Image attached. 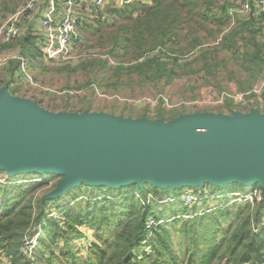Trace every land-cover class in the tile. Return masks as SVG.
<instances>
[{
  "label": "trees",
  "instance_id": "trees-1",
  "mask_svg": "<svg viewBox=\"0 0 264 264\" xmlns=\"http://www.w3.org/2000/svg\"><path fill=\"white\" fill-rule=\"evenodd\" d=\"M2 1L7 6L8 0ZM229 1L154 0L149 4L131 3L122 9L108 11L116 16L112 24L114 30L109 33L111 46L108 55L113 57L115 52H131L135 60L130 66L118 63L111 78L118 80L123 73H136L145 81L159 80L164 76L171 79L173 71L169 69L170 73L167 72V66H180L181 57L178 56L196 48L199 53L193 61H202L203 69L208 70L213 68L217 51L224 49L231 52L235 61L249 74V81L240 85V90L252 89L264 70V42L259 39L261 27H251L264 22V14L252 12L242 16L232 13L237 12L246 0H242L238 7ZM190 22L206 34L204 39L196 36L189 40L193 29ZM185 25H189L188 32L183 33ZM88 27L85 24L84 29L88 31ZM193 30L196 32L195 28ZM97 31L104 32L100 28ZM202 40H212L213 44ZM185 41L187 44L183 47ZM16 46L28 65L36 63L40 57L31 28H27L16 43L3 48ZM155 51L158 53L151 55ZM175 53L178 56H174ZM140 59L142 61L136 63ZM95 66L109 71L107 61L87 63L82 69L95 75ZM8 68L7 83L12 84L13 71L19 69L18 62L12 61ZM260 98L264 100V92ZM224 103L228 112L234 111L232 100L226 99ZM62 111L73 112L67 108ZM183 114L187 112L164 113L160 110L157 120L166 122ZM23 178L20 183H0V251L9 264H31L23 252V236H30L37 226L40 235L36 241L34 264H264V190L258 184L252 187L262 191L259 201L234 208L224 204L193 218L173 219L171 227L158 226L143 244L147 219L163 215L158 213L155 205L145 207L141 202L148 193L179 195L182 188L160 189L144 185L140 189L134 184L114 189L80 185L62 196L42 199L38 193L54 190L59 177L48 173H27ZM83 188L89 193L88 198L83 197L82 207L61 202L63 197L71 200L72 192H81ZM206 188L215 194L244 191L241 184L206 185L197 191L203 192ZM50 209L59 218L50 216ZM83 228L93 233V240L88 248L82 247L85 248L83 253H79L81 249H74L72 241L83 238ZM171 232L176 235V242Z\"/></svg>",
  "mask_w": 264,
  "mask_h": 264
},
{
  "label": "water",
  "instance_id": "water-1",
  "mask_svg": "<svg viewBox=\"0 0 264 264\" xmlns=\"http://www.w3.org/2000/svg\"><path fill=\"white\" fill-rule=\"evenodd\" d=\"M0 171L54 174L64 195L80 185L160 189L223 187L264 190V113L196 112L172 120L103 112L46 111L0 89Z\"/></svg>",
  "mask_w": 264,
  "mask_h": 264
},
{
  "label": "rangeland",
  "instance_id": "rangeland-1",
  "mask_svg": "<svg viewBox=\"0 0 264 264\" xmlns=\"http://www.w3.org/2000/svg\"><path fill=\"white\" fill-rule=\"evenodd\" d=\"M22 1L24 2L25 0H8L6 3L7 6H5L3 1L0 2V23L11 15L15 11L12 9L16 5L22 4ZM241 2L242 0L229 1L232 6L236 5V7ZM110 10L113 9H104L105 16L103 15L102 19L98 20L91 18L87 13L83 14V24L84 26L85 24L89 26L88 31L83 29L81 44H79L77 49L78 57L70 59L69 63L66 64H43V61L38 57L37 61L35 60L36 63L28 65L26 59L22 57L25 61L21 66L17 59L20 56L19 48L17 46L11 49L3 48L6 45L16 43L20 37L9 43H2L0 41V59L9 58L8 62L0 67V89L6 87L11 95L12 92L15 93L12 96L29 99L40 108L53 113L63 112L62 110L67 108L69 111H75L74 113H82L85 111L91 113L103 112L123 118H147L152 121L157 120L160 110L164 113L185 111L187 113L211 112L230 115L235 112H240L247 115L250 107H253L259 102L260 95L264 91L261 94L256 91L259 90L258 87L260 86L264 71L261 74V79L257 81L252 89L242 92L240 85L244 86L249 81V74L235 61L232 53L224 49L217 51L214 55L215 61L213 68L211 67L208 70L203 69L202 61H193L199 53L198 48H196L192 51L187 50L186 53L179 56L176 53L173 54L181 58L179 60L180 66L174 67L171 64L167 66V72L170 73L169 69L173 71L171 79H167L164 76L159 80L150 79L145 81V78L139 76V74L123 73L118 80H114L111 78L112 70L118 63H121L123 66H130L135 64V60L131 52H127L126 54L115 52L116 56L113 57L108 55L111 46L108 43L109 33L114 30L112 24L116 21L115 14L108 12ZM189 25L196 30L195 32L192 29L189 33V40L196 36H200L199 38L201 39L205 38L206 34L199 31L200 28L198 26L191 24V22ZM189 25L183 26V33L188 32L187 28ZM97 28H100L104 32H98ZM202 41L204 43L209 42L211 45L213 44L212 40ZM186 44V41L182 43L183 47ZM157 53L158 51H155L151 55ZM163 59L165 60L164 57ZM12 61L18 62L19 69H14L12 77L13 83L8 84L7 80L10 71H7V68ZM102 61L108 62L109 71H104L101 67L95 66L94 75L88 69H82V65L84 64L91 62L99 63ZM141 61L140 59L136 63ZM210 61L212 62L213 59ZM147 73L150 74V72ZM101 77L109 80H101ZM246 94L248 95L245 96V99L250 103V107L246 106V108L241 109L238 103L232 101L231 104L235 109L232 112H228L224 108V102L228 98L223 99L222 103L214 104L220 100L222 95L239 96ZM255 109L259 112L257 106H255ZM262 113L260 112V114ZM165 117L168 119V114ZM23 176L24 174L10 177L5 171H0V183L5 184L6 181L20 183L24 179ZM251 187L244 186V191L249 190ZM185 189L195 193L198 192L197 187H186ZM48 193L49 190H43L38 195L43 197ZM88 193L89 190L83 188L81 192H72V196H70L71 200L68 201L67 199L69 198L66 199L63 197L61 202L63 204L68 202L69 204H78L82 207L85 200L83 197L88 198ZM80 196L83 198L82 200ZM236 204L232 203L229 207L234 208ZM241 204L242 207L246 205L244 202H241ZM194 210L192 208H185L179 204L164 209L157 208L158 213L163 215L161 218L165 220L163 225L168 227H171L174 221L173 219L170 220L171 217H175L174 219L176 220L184 219L180 216L192 215ZM50 211V216H57L59 218L55 211L51 209ZM180 226L179 223L178 227ZM81 231L83 232V238L72 241L74 249H81L79 253L85 251V248L82 247H89L90 244L86 242H92L93 240V233L91 231L85 228L81 229ZM171 235L174 242H176L177 237L174 235V232H171ZM32 252V263L34 264L36 263L35 259H37L34 257L35 249ZM0 264H9L1 251Z\"/></svg>",
  "mask_w": 264,
  "mask_h": 264
},
{
  "label": "built area",
  "instance_id": "built-area-1",
  "mask_svg": "<svg viewBox=\"0 0 264 264\" xmlns=\"http://www.w3.org/2000/svg\"><path fill=\"white\" fill-rule=\"evenodd\" d=\"M152 1L154 0H26L18 5L15 11L0 23V41L2 43H9L23 36L27 28H31L33 36L36 39V48L40 53L39 58L43 61V64H66L69 63L70 59L78 57L77 49L79 44H81L84 29L82 19L84 13L90 15L91 18L102 19V16H105L104 9L111 8L113 10H119L131 3L141 2L143 4H149ZM252 12L264 14V0H246L245 3L240 5L237 12L232 11V13H237L242 16H247ZM24 18L34 21L33 24L29 25V27L26 26L23 23ZM17 59L19 65L22 66L25 60L20 56ZM8 60V57L0 59V67L5 65ZM258 88L259 90L256 92L261 94L264 91V73ZM247 95H222L220 100L214 104L222 103L223 99L228 98L238 103L241 109H243L246 106L250 107V103L245 99ZM262 103L263 101L260 98L255 106L259 107ZM261 196L262 191L255 187H251L249 190L243 192L236 191L226 194H215L209 192V190L195 193L183 188L179 195L157 196L148 193L146 199L141 204L145 207L153 204L159 209L169 208L170 206L179 204L185 208L195 209L192 215L180 216L181 218L188 219L210 212L224 204L230 205L235 202L253 204L259 201ZM222 198H225V201H218ZM209 200H213V202L207 205L206 202ZM174 218L171 217L170 220ZM164 222L165 220L161 217H150L147 219L144 225L146 237L143 244L150 239L152 232L158 226L163 225ZM39 230V226L34 227L30 236L28 234H24L23 236V252L27 255L31 264L33 262L32 251L35 249L36 241L40 235ZM29 255L31 256L29 257Z\"/></svg>",
  "mask_w": 264,
  "mask_h": 264
},
{
  "label": "crops",
  "instance_id": "crops-1",
  "mask_svg": "<svg viewBox=\"0 0 264 264\" xmlns=\"http://www.w3.org/2000/svg\"><path fill=\"white\" fill-rule=\"evenodd\" d=\"M26 1V0H25ZM23 2V1H22ZM20 5V4H19ZM33 22L34 21H30L29 19H27V18H24V20H23V23L24 24H26V26H28L29 27V25H32L33 24ZM257 27H261V34H260V40L262 39V41L264 42V22H262V23H255L254 24V26H252L251 28H254V29H256ZM264 71V70H263ZM263 71H262V73H263ZM261 73V74H262ZM261 74H260V76L258 77V79L260 80L261 79ZM262 101H263V103L258 107L259 108V112H263L264 113V100L263 99H261ZM255 109V105L253 106V107H250V111L251 110H254ZM209 192H211V193H213L212 191H210L209 190ZM213 195V194H212ZM218 201H225V198H222V199H220V200H218ZM213 202V200H209V201H207L206 203H207V205H210L211 203ZM238 203H240V204H238ZM244 203H247V202H244ZM214 204V203H213ZM234 204H236V202L234 203ZM237 206H242V204H241V202H237V204H236V207ZM262 224H264V221H263V223Z\"/></svg>",
  "mask_w": 264,
  "mask_h": 264
}]
</instances>
